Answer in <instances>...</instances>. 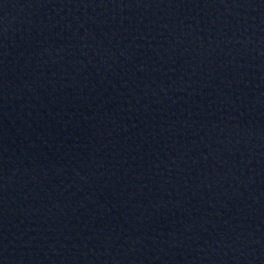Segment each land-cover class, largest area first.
<instances>
[{"label": "water", "instance_id": "water-1", "mask_svg": "<svg viewBox=\"0 0 264 264\" xmlns=\"http://www.w3.org/2000/svg\"><path fill=\"white\" fill-rule=\"evenodd\" d=\"M0 264H264V145L207 0H0Z\"/></svg>", "mask_w": 264, "mask_h": 264}]
</instances>
